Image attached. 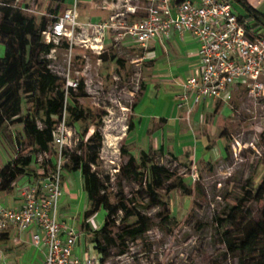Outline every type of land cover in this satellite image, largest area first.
Returning a JSON list of instances; mask_svg holds the SVG:
<instances>
[{
    "label": "rangeland",
    "instance_id": "1",
    "mask_svg": "<svg viewBox=\"0 0 264 264\" xmlns=\"http://www.w3.org/2000/svg\"><path fill=\"white\" fill-rule=\"evenodd\" d=\"M103 1H78L79 22L93 20L95 23L100 19L110 22L112 16L125 13L128 8H134L136 16L135 20L130 17L128 21H138L147 16L154 3V0H109L117 5L112 10L106 9ZM15 3L21 5L28 16L39 19L46 15L53 20L49 14L55 5L48 0H16ZM1 17L0 12V20ZM122 19L116 18L115 22ZM107 34L102 54L81 46L71 52L65 38L58 44L53 43L50 54L44 56L50 71L66 85L69 80L75 83L85 80L86 95H82L78 88L71 89L76 101L88 109L106 113L100 129L104 137L100 163L93 169L108 187L112 203H117L121 191L128 198L140 192L145 206L139 207V211L150 218V230L143 237L138 240L118 239L110 246L105 264H259L264 260V239L260 243L261 249L252 253L239 250L236 244L243 237L246 226L264 218V202L242 203L247 191L256 193L264 183V102H254L246 91L239 89L229 104L224 107L221 103L215 108L218 111L202 117L201 124L210 130L208 148L191 149L180 156L178 152L177 155L156 154L155 162L168 167L176 176L166 185L174 186L171 191H161L163 205L149 206L145 186L120 176L121 167L127 162L120 148L128 143V124L145 81L143 65L136 62L143 48L126 40L116 43L111 30ZM4 51L5 47L0 45V57L4 56ZM113 53L124 63L108 60V54ZM38 97L44 99L43 95ZM35 103L31 99L28 101L32 108ZM38 124L43 127L41 120ZM66 127L71 132L70 147L66 146L75 150L85 125L80 123L73 128L66 124ZM17 134L23 141L22 147L18 148L14 143ZM57 149L53 148L54 159H57ZM32 152V141L22 126L13 125L0 134V167L18 155L26 156ZM178 178L186 181V193L176 187ZM63 185L67 187L59 202V216L75 220L78 230L84 234V243L88 245L94 239L93 232L104 225L106 212L101 210L91 214L87 220L90 230L85 229L86 219L81 223L79 215L91 210V206L87 202L83 178L64 168ZM12 190L0 191L1 199L6 201L9 197L11 200ZM72 195L77 196V202L71 201ZM241 203L242 210L235 211L236 219L229 218L224 227L218 225V219L227 218L230 210ZM160 214L170 216L174 224L163 225ZM122 216L120 212L115 217L116 224L111 227L115 238L123 226L120 222ZM135 221L132 219L129 223ZM125 247L126 253L120 255V250ZM24 251L25 246L14 238L7 239L6 233L0 236V264L22 261Z\"/></svg>",
    "mask_w": 264,
    "mask_h": 264
},
{
    "label": "trees",
    "instance_id": "2",
    "mask_svg": "<svg viewBox=\"0 0 264 264\" xmlns=\"http://www.w3.org/2000/svg\"><path fill=\"white\" fill-rule=\"evenodd\" d=\"M55 8L50 10L48 16L37 18L24 13V8L16 4V0H3L0 2V45L5 47L4 56L0 57V134L13 125L22 126L24 133L33 144V152L29 155H18L15 159L0 167V191L12 189L13 183L21 176L29 173L32 156L39 152L52 155L54 148V133L64 121L75 128L78 124L85 125L79 134L80 142L75 150L63 151L67 162L64 168L67 172L80 173L83 178V187L87 195L91 210L84 213V228L90 230L87 220L91 214L101 210L106 212L104 225L93 232L91 252L99 256L98 264H105L110 246L118 239L138 240L150 230V218L139 211L145 204L140 198V192L128 198L121 191L116 204L112 203L108 187L101 181L93 166L100 163V153L103 148L104 137L101 132L105 112H99L84 107L75 100L71 89H66V82L54 75L44 56L49 55L53 44H47L43 37L51 23L55 22L58 13L64 12L68 7L67 0H48ZM182 0H172L173 7ZM230 2L254 37L264 39V16L251 8L247 0H225ZM106 57V55H104ZM108 60L123 64L124 61L116 54H108ZM142 88V86H141ZM78 89L86 95L85 80L79 81ZM43 95L44 99L39 98ZM36 101L33 108L29 100ZM42 121L43 127L38 122ZM91 123V125L89 124ZM134 123L130 119L127 137L133 130ZM92 132V133H91ZM91 133V134H90ZM15 146L22 147V136L17 134L14 138ZM16 148V149H17ZM121 154L127 157V162L121 167L120 176L128 181L145 186V193L149 198V206H162L161 191H171L174 186H166L176 173L168 167L155 162L152 152H141L139 156L131 153V146L123 144ZM53 156V155H52ZM53 161V159H52ZM52 161L49 164H52ZM176 187L185 193L188 186L183 178L177 179ZM264 202V183L256 193L247 191L242 203L249 201ZM242 203L230 210L227 218L217 220L218 225L224 227L228 219H236L235 211L242 210ZM122 213L120 222L123 226L115 238L111 227L116 224L115 217ZM161 223L172 226L174 220L160 214ZM135 219V223L129 221ZM264 239V218L246 226L243 237L236 247L247 253L261 249L260 243ZM233 247V244H229ZM127 247L120 250L124 255ZM264 253V249L262 250ZM264 264V260L259 262Z\"/></svg>",
    "mask_w": 264,
    "mask_h": 264
},
{
    "label": "built area",
    "instance_id": "3",
    "mask_svg": "<svg viewBox=\"0 0 264 264\" xmlns=\"http://www.w3.org/2000/svg\"><path fill=\"white\" fill-rule=\"evenodd\" d=\"M103 4L106 9L117 7L109 0ZM77 8L75 2L43 32L47 44H58L66 38L71 52L81 46L102 54L110 30L116 43L132 40L142 47L168 39L172 32L181 37L189 34L199 43L201 68L182 83V90L176 94L180 109L190 113L208 100L229 104L237 87L254 102H264V39L252 35L230 2L182 0L173 7L172 0H154L141 20L128 21L134 15V8H128L125 13L112 16L110 22L101 23L79 22ZM119 17L123 19L116 23ZM78 85L79 82L69 80L66 89ZM70 136L63 121L54 133L57 159L47 152L32 156L29 173L12 186L20 200L19 207H6L0 198V236L10 231L22 237L29 234L35 247L46 250L42 264L99 262L98 255L81 249L82 234L77 227L59 219L67 162L63 151L70 149L66 146L70 147Z\"/></svg>",
    "mask_w": 264,
    "mask_h": 264
},
{
    "label": "crops",
    "instance_id": "4",
    "mask_svg": "<svg viewBox=\"0 0 264 264\" xmlns=\"http://www.w3.org/2000/svg\"><path fill=\"white\" fill-rule=\"evenodd\" d=\"M78 1L82 3V0H75L77 5ZM67 2L68 0L66 4ZM73 2L74 0H69L66 10L73 6ZM247 3L264 16V0H247ZM64 12L58 14L62 15ZM131 18L135 20L136 16L132 15ZM87 22H93V20L82 23ZM101 22L104 20L95 21V23ZM126 41L133 42L132 40ZM142 48L143 53L136 62L143 65L145 81L141 88V97L133 106L134 112L131 119L134 126L128 135L127 143L131 146V153L139 156L141 152H152L156 156V154L168 153L177 155L178 152L180 156L191 149L208 148L209 145L206 143H208L210 130L203 127L201 119L206 114L210 115V113L218 111L215 108L222 102L208 100L188 113L187 109H180L177 106L175 99L176 94L182 90V83L198 74L201 68L199 43L189 34L181 37L176 32H172L170 38L152 42ZM239 89L242 88L237 87L234 92ZM177 148H179L178 151ZM74 175L81 176L80 173ZM66 187H64V193ZM70 199L76 202L78 200L74 195ZM1 200L6 207L20 206V200L14 189L11 200L9 197L6 201H3V198ZM59 219L76 226L75 220L64 218L62 215ZM79 220L81 223L83 222L84 213L79 215ZM81 234V249L91 252L92 244L86 245L84 234ZM6 237L7 239L14 238L20 245L25 246L22 257L24 259L16 264H42L46 250L35 247L29 234L22 237L18 233L10 231L6 233Z\"/></svg>",
    "mask_w": 264,
    "mask_h": 264
}]
</instances>
